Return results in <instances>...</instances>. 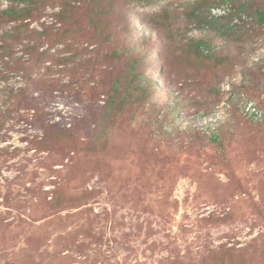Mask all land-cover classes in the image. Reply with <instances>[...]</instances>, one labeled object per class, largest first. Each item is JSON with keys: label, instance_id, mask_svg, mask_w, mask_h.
Returning <instances> with one entry per match:
<instances>
[{"label": "rangeland", "instance_id": "obj_1", "mask_svg": "<svg viewBox=\"0 0 264 264\" xmlns=\"http://www.w3.org/2000/svg\"><path fill=\"white\" fill-rule=\"evenodd\" d=\"M223 1L36 0L0 21V264H264V0H232L249 20L226 35L198 22Z\"/></svg>", "mask_w": 264, "mask_h": 264}, {"label": "trees", "instance_id": "obj_2", "mask_svg": "<svg viewBox=\"0 0 264 264\" xmlns=\"http://www.w3.org/2000/svg\"><path fill=\"white\" fill-rule=\"evenodd\" d=\"M18 2L19 3L15 2L12 5V7H10V8H8V9H6V10L1 12L0 21L1 20H2V22L8 21V20L21 21V20H26V19L30 18L33 15V13L35 12L36 0H18ZM22 2H26L27 4L25 6H23V7H21L20 4ZM223 2H224L223 5H218V6L215 5L214 7H222V6L228 7L229 8V12L226 15H224V16H215V15H213L212 11H209V13H208V15L206 17L203 16L202 19H200V21L198 20V22H200L199 25L200 26L212 27V26H214L213 24H215V23H217V25H219L220 22L223 20V23L221 22L222 24L220 25L221 27L219 28V31H220L221 34H224V35L230 34V32H233V33L236 32L237 30H235V29L246 28L244 25L240 26V25L237 24L238 22H235V20H237V19H239L240 22L245 20L244 18L241 17V15L246 9V3L243 2V1H240L239 11L237 13L236 8L232 4L233 3L232 0H224ZM257 13L259 15L258 23L264 25V11L258 10ZM64 14L66 15V12H64ZM245 21H247V20H245ZM228 26L231 29L228 30L227 29ZM25 27H28V25L22 24V25H20V27H17V26L14 27L11 31L7 32V35H8L7 39L8 40H18V39H20V36L23 34V32H25V29H24ZM63 32L64 31H62V33ZM188 48H189L190 53L193 54L192 56H196L197 58L198 57L201 58V57H203V56H205L207 54H210V52L212 50L211 44L206 39L194 40V41H192L190 43ZM32 53H34V50L31 51V54ZM209 58H211V55H209ZM224 62H226V61H223V63ZM139 64L140 63H139L138 60H133L131 62V69L128 72L127 76H122V77L118 78V80L116 81V84L114 86V90L113 91L118 92L120 90V84H121L122 78L123 79H127L129 76H132L131 79L135 80V77L137 76L135 68L137 69V65L139 66ZM114 104H115V100H113V98H112V100H110V102L108 104V107L109 106H113ZM213 139L216 142H219L218 138L216 136L213 137Z\"/></svg>", "mask_w": 264, "mask_h": 264}, {"label": "built area", "instance_id": "obj_3", "mask_svg": "<svg viewBox=\"0 0 264 264\" xmlns=\"http://www.w3.org/2000/svg\"><path fill=\"white\" fill-rule=\"evenodd\" d=\"M229 12V8L226 6L222 7H214L212 8V13L215 16H224ZM245 20H249L247 17H243ZM236 22H240L239 19L236 20ZM242 110L243 113L251 118H253L255 121H260L263 118V112L256 106L255 103L244 100L242 101Z\"/></svg>", "mask_w": 264, "mask_h": 264}, {"label": "clouds", "instance_id": "obj_4", "mask_svg": "<svg viewBox=\"0 0 264 264\" xmlns=\"http://www.w3.org/2000/svg\"><path fill=\"white\" fill-rule=\"evenodd\" d=\"M211 11H212V9H211Z\"/></svg>", "mask_w": 264, "mask_h": 264}]
</instances>
